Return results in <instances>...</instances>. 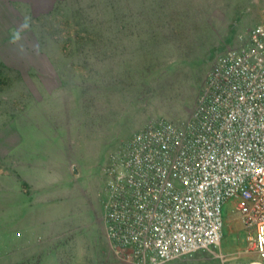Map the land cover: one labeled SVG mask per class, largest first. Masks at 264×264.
<instances>
[{
	"label": "rangeland",
	"instance_id": "obj_1",
	"mask_svg": "<svg viewBox=\"0 0 264 264\" xmlns=\"http://www.w3.org/2000/svg\"><path fill=\"white\" fill-rule=\"evenodd\" d=\"M263 13L264 0H62L38 19L43 37L59 45L66 59L76 60L80 90L92 101L89 125L95 128L83 153L92 200L97 191L90 200L95 209L84 213L79 224H73V211L71 216L66 211L64 237L44 239L49 254L44 262L128 264L110 252L105 236L103 170L110 155L152 121L186 119L217 57L238 46ZM2 70L0 90L4 95L17 91L14 73ZM0 183L5 189L0 200L7 203L8 179ZM2 214L7 221V209ZM224 215L220 246L164 264L253 260L255 249L234 212V201L225 205ZM8 228L0 226L1 247ZM13 260L30 263L28 258Z\"/></svg>",
	"mask_w": 264,
	"mask_h": 264
},
{
	"label": "built area",
	"instance_id": "obj_2",
	"mask_svg": "<svg viewBox=\"0 0 264 264\" xmlns=\"http://www.w3.org/2000/svg\"><path fill=\"white\" fill-rule=\"evenodd\" d=\"M102 201L110 252L164 264L220 246L234 201L264 264V13L219 55L190 115L145 125L110 155Z\"/></svg>",
	"mask_w": 264,
	"mask_h": 264
},
{
	"label": "crops",
	"instance_id": "obj_3",
	"mask_svg": "<svg viewBox=\"0 0 264 264\" xmlns=\"http://www.w3.org/2000/svg\"><path fill=\"white\" fill-rule=\"evenodd\" d=\"M58 1L0 0V77L4 68L19 85L0 90V179H8L9 194L0 200V226L9 227L0 264H47L44 239L64 237L66 211L76 225L95 209L83 153L95 128L92 101L80 90L76 60L37 28Z\"/></svg>",
	"mask_w": 264,
	"mask_h": 264
},
{
	"label": "clouds",
	"instance_id": "obj_4",
	"mask_svg": "<svg viewBox=\"0 0 264 264\" xmlns=\"http://www.w3.org/2000/svg\"><path fill=\"white\" fill-rule=\"evenodd\" d=\"M17 38H19V37L17 36Z\"/></svg>",
	"mask_w": 264,
	"mask_h": 264
}]
</instances>
